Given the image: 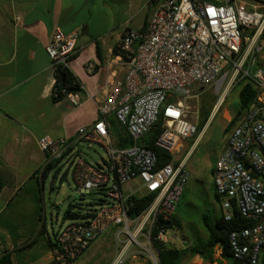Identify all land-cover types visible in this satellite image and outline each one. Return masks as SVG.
I'll use <instances>...</instances> for the list:
<instances>
[{
  "label": "built area",
  "instance_id": "2783aa9c",
  "mask_svg": "<svg viewBox=\"0 0 264 264\" xmlns=\"http://www.w3.org/2000/svg\"><path fill=\"white\" fill-rule=\"evenodd\" d=\"M263 10V11H260ZM79 31L55 29L45 47L49 68L70 71ZM125 64L123 78L113 81L98 120L80 128L77 141L97 144L102 162L91 164L80 156L69 159L73 183L80 194H99L94 209L63 223L55 234L48 264H73L89 245L113 231L114 255L109 264H159L155 243L168 244L166 226L190 179L183 144L197 135L180 100L184 92L214 87L228 78L246 79L256 91V103L239 117L227 144L213 166L212 183L222 217L230 221L233 204L243 218L256 224L229 235L235 264H262L264 258V6L247 10L237 0H161L149 14L144 30L125 29L116 45ZM89 65L88 70L92 71ZM63 94L74 102L71 92ZM109 119L127 134L132 145L118 148ZM161 121L155 146L173 161L157 167L155 152L141 140ZM45 165L63 160L64 140H38ZM60 161V162H61ZM245 166L248 169H245ZM151 202L139 215L129 216L136 200ZM215 247L213 257L221 258Z\"/></svg>",
  "mask_w": 264,
  "mask_h": 264
},
{
  "label": "crops",
  "instance_id": "0c3cea01",
  "mask_svg": "<svg viewBox=\"0 0 264 264\" xmlns=\"http://www.w3.org/2000/svg\"><path fill=\"white\" fill-rule=\"evenodd\" d=\"M160 1L0 0V257L8 253L12 264L50 262L55 234L66 221L56 229L51 222L49 231L39 212L46 178L38 177L45 166V154L39 149L38 140L43 136L64 140L63 160L52 170L57 171V176L65 166L70 168L69 159L81 156L84 142L76 140L78 130L98 120L97 107L106 100L113 81L123 78L126 72L116 52L121 34L125 29L142 30ZM55 29L63 34L79 31L70 67L79 86V90L71 92L74 102L65 95L59 101L52 100L55 83L45 47ZM263 60L264 52L256 68ZM89 65L93 66L92 71L88 70ZM116 131L122 133L119 127ZM111 136L115 142L116 135ZM226 144L227 137L220 143L216 160ZM211 187L213 194V183ZM214 200L215 213L222 216L220 203ZM33 201L39 203V208L36 206L33 211L31 225L26 222L25 208ZM77 211L80 210L75 208ZM173 217L176 221V210ZM99 239V247L89 255ZM113 241V231L109 230L73 264H93L95 258L101 260L100 264H109L114 255ZM103 253L104 261L99 256ZM219 261L235 264L224 258ZM186 264L206 263L196 255Z\"/></svg>",
  "mask_w": 264,
  "mask_h": 264
},
{
  "label": "rangeland",
  "instance_id": "374dc122",
  "mask_svg": "<svg viewBox=\"0 0 264 264\" xmlns=\"http://www.w3.org/2000/svg\"><path fill=\"white\" fill-rule=\"evenodd\" d=\"M246 6L247 10H253V7L264 6V0H237ZM263 11V10H260ZM240 76V74H238ZM238 76L234 79L228 78L222 84L219 91L214 87L205 90L193 89L184 92L180 100L187 108V118L196 125V128L203 119V112L209 111L207 123L203 126L197 135L186 142L180 154H174V160L180 158L194 145L188 153L186 167L190 173V180L184 189L180 201L176 208V222L170 229L171 241L167 244L169 247L183 248L203 242L206 239V232L201 224V215L209 214L213 219L217 217L215 213L216 202L212 194V176L211 167L215 162V155L224 142L228 133H224V128L228 125L231 118L236 113L237 93L239 90ZM81 156L91 164L101 163L105 159V152L97 144L84 143L82 146ZM67 170L66 176L59 183L63 172ZM62 173L53 179V173H49L45 180V186L41 195L42 204L39 210L40 214L46 220V226L50 231V225L56 229L62 222V217L70 204L75 205L80 211L94 209L92 206L99 194H80L73 183L71 168L65 166ZM33 181L29 184L32 185ZM29 187V186H28ZM92 204V205H91ZM44 205V206H43ZM39 208V203L33 201L30 206L25 208L29 224L34 221V209ZM67 220L65 223H67ZM15 225V224H14ZM100 239L94 244L93 250L89 255L94 253V248L99 247ZM114 242V241H113ZM114 247V244H113ZM108 248L104 251L107 252ZM104 255V256H102ZM105 257V253L100 254ZM190 256L183 258L182 264L190 259ZM199 258H201L199 256ZM202 259V258H201ZM103 258L102 261H104ZM212 261H205L206 264H219L221 261L212 257ZM101 260L95 258L93 264H100Z\"/></svg>",
  "mask_w": 264,
  "mask_h": 264
},
{
  "label": "trees",
  "instance_id": "16d2710c",
  "mask_svg": "<svg viewBox=\"0 0 264 264\" xmlns=\"http://www.w3.org/2000/svg\"><path fill=\"white\" fill-rule=\"evenodd\" d=\"M146 26V25H145ZM145 26L142 30L145 29ZM97 49V55L99 56V49ZM56 83L54 84L53 89V101H59L64 97L63 90L67 92H74L79 90V86L74 79L73 75L70 71L58 68L56 73ZM238 85L239 90L237 93V107L236 113L229 121L228 125L224 128L223 132L228 133L230 129L235 125L236 121L239 119L241 115H243L252 105L256 103V91L252 84H250L246 79H240L238 76ZM203 119L201 123L198 125L197 132H200L203 126L207 123L209 118V111L205 110L203 112ZM110 131L111 134L116 135L115 145L118 148H125L132 145L131 140L127 136L125 132L118 134L116 128L119 126L114 120H110ZM120 129V128H119ZM116 131V133H115ZM162 133L161 121L157 123L148 134L142 138L141 144L152 149L157 157V167H162L173 161V157L165 152L164 150L155 146L156 140ZM61 160H53L46 164L40 172L38 177L41 179H45L50 172L60 163ZM53 179L57 177V171L53 173ZM213 174V170H211V175ZM66 176V173H63V176L59 179V183L61 184V180ZM3 189V182L0 178V192ZM214 198L219 202V199L215 193H213ZM151 198L145 197L141 200H136L133 208L129 212V216H137L139 215L147 206L150 204ZM93 204V205H92ZM94 206L96 203H92ZM76 207L74 205H69L65 213L63 214L62 221L67 220H75L80 219V211L74 212ZM175 218L166 224V226L171 229L175 224ZM201 224L206 232V239L198 244H194L192 246H186L183 248H175L169 247L167 244L163 243H155L154 246L158 252V260L159 264H181L182 260L186 256H200L203 260L211 262L213 257V250L215 247L221 248V258H224L228 261H232L231 253H230V244H229V235L234 232H241L244 229H248L253 227L256 224L255 220L243 218L238 212L237 208L233 204L232 207V216L230 221H225L222 216H219L213 219L209 214L203 213L201 215ZM0 264H12L10 260V255L8 253H4L0 257ZM264 264V258L262 261Z\"/></svg>",
  "mask_w": 264,
  "mask_h": 264
},
{
  "label": "water",
  "instance_id": "95a60500",
  "mask_svg": "<svg viewBox=\"0 0 264 264\" xmlns=\"http://www.w3.org/2000/svg\"><path fill=\"white\" fill-rule=\"evenodd\" d=\"M260 152L264 155V151H263V150H260ZM245 169L247 170L248 167L245 166ZM258 222H264V217H263V218H260V219L258 220Z\"/></svg>",
  "mask_w": 264,
  "mask_h": 264
}]
</instances>
